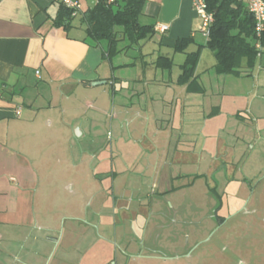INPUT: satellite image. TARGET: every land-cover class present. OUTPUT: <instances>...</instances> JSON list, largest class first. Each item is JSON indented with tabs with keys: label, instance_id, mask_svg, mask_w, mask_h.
<instances>
[{
	"label": "crops",
	"instance_id": "1",
	"mask_svg": "<svg viewBox=\"0 0 264 264\" xmlns=\"http://www.w3.org/2000/svg\"><path fill=\"white\" fill-rule=\"evenodd\" d=\"M79 1L80 11L72 14L70 26L65 28L58 24L60 0H0V264H30L19 258L21 251L36 254L31 243L39 240L40 234L48 237L55 228L36 210L41 199L38 184L50 163L47 159L53 150L69 157L72 137L99 140L105 102L110 105L118 141L131 149L140 146L152 158V172L161 193L172 189L174 179L194 175L187 171L196 166L198 135L203 147L199 152L209 157L204 161L205 172L214 168L224 189L233 185L237 189L238 183L244 187L247 176L264 164V47L251 67L242 58L240 74L219 72L218 60L206 46L208 37L199 31L201 19L192 0H144L141 23L168 25L164 33L153 29L151 37L143 39L155 43L152 51L157 57L153 59L152 53L150 62L141 60L143 65L115 62L112 57L121 50L117 47L118 51L108 53L106 39L107 49L84 30L82 12L96 2L83 6ZM182 37L193 41L185 51L174 50ZM195 50L198 55L191 75L181 81L180 65L186 52ZM176 52L184 54L177 72L173 73L171 66L156 65L159 56L173 61ZM131 66L137 71L119 72ZM157 67L169 69L170 77L166 80L162 71L158 77ZM105 88L111 92L108 98ZM100 89L103 96L97 93ZM100 150L99 146L87 152L93 160L97 156L102 174L112 176L113 196L107 195L114 206L121 207L124 204L118 203L119 194L113 190L127 189L121 181L115 186L117 172L124 168L117 170L112 164L109 172ZM80 151L82 164L86 149ZM214 152L221 155V161L210 160ZM114 154L119 160V148L110 155ZM175 165L184 172H174ZM71 166L79 169L78 162ZM238 169H245L244 174ZM145 170L139 168L141 173ZM131 200L142 204L139 196Z\"/></svg>",
	"mask_w": 264,
	"mask_h": 264
},
{
	"label": "rangeland",
	"instance_id": "2",
	"mask_svg": "<svg viewBox=\"0 0 264 264\" xmlns=\"http://www.w3.org/2000/svg\"><path fill=\"white\" fill-rule=\"evenodd\" d=\"M81 1L83 6L93 2ZM74 22L79 24L77 17ZM100 40L107 49L106 40ZM117 47L121 51L112 57L115 62L143 65L141 60L150 62L156 45L142 40L129 46L126 39H121ZM183 55L182 52L174 54L170 68L173 73L177 72ZM156 57L157 54L153 59ZM135 71L131 66L119 72ZM161 71L167 80L171 75L169 69L157 67L158 77ZM229 86L226 84L225 90ZM105 91L108 98L110 89ZM97 93L104 95L101 89ZM106 104H103L104 121L99 126V140L90 142L89 137L88 140L72 137L69 157L53 150L47 159L50 163L38 184L41 199L36 210L55 228L48 237L40 234L39 240L31 243L36 254L21 251L19 258L30 264H264V164L254 175L247 176L244 187L238 183L237 189L234 185L224 189L214 168L205 172L207 162L204 161L209 157L199 152L203 147L198 135L196 166L191 165L187 171L194 175L174 179L172 189L161 193L152 172V158L142 147L131 149L118 141L109 116L110 105ZM86 111L90 110L86 108ZM118 143L124 145L119 147ZM99 146V156H103L101 161L106 162L109 172L113 170L112 164L117 170L119 166L124 168L121 173L117 172L115 186L121 181L127 189L113 190V194H119L118 203L124 204L121 207L114 206L107 195L113 196L112 176L102 174L96 165L97 156L94 160L89 158L87 149ZM81 148L86 149L82 164ZM118 148L119 160L115 154L110 155ZM215 154L210 160L221 161V155ZM261 159L264 162V152ZM74 162L79 164L76 171L71 166ZM179 166L175 165L172 170L183 173L184 169ZM140 167L147 170L141 173ZM238 170L244 174L245 169ZM95 172H100L97 176L100 180L94 176ZM184 182L188 184L183 185ZM132 196L141 197L142 204L131 200Z\"/></svg>",
	"mask_w": 264,
	"mask_h": 264
},
{
	"label": "trees",
	"instance_id": "3",
	"mask_svg": "<svg viewBox=\"0 0 264 264\" xmlns=\"http://www.w3.org/2000/svg\"><path fill=\"white\" fill-rule=\"evenodd\" d=\"M206 9L212 14L206 46L213 50L218 62L217 71L240 74L241 60L246 58L251 67L261 55L264 47V27L258 34L254 29V19L246 4L241 0H204ZM144 0H114L110 4L97 1L82 12L86 36L94 39H106L108 53L118 51L117 42L126 38L129 46L151 37L153 24L141 23L139 16ZM72 10L61 3L58 24L70 26ZM118 27L121 30H118ZM192 37H182L173 45L174 50L185 51L192 42ZM260 44V48L256 47ZM200 46V45H199ZM198 50L186 52L181 63V81L186 80L194 67ZM156 65L170 68L172 61L166 56H159Z\"/></svg>",
	"mask_w": 264,
	"mask_h": 264
},
{
	"label": "built area",
	"instance_id": "4",
	"mask_svg": "<svg viewBox=\"0 0 264 264\" xmlns=\"http://www.w3.org/2000/svg\"><path fill=\"white\" fill-rule=\"evenodd\" d=\"M61 3L72 10V14L75 15L81 9V3L79 0H60ZM94 2L102 1L105 4H110L114 0H93ZM243 1L254 19V29L259 34L264 27V0H241ZM193 8L197 15L200 17L201 22L199 25V31L206 37L209 35V26L212 22V14L207 11L204 0H192ZM153 29L156 32L164 33L168 29L166 23L157 22L153 25ZM256 47L260 48V44L256 43ZM19 109L16 113H19Z\"/></svg>",
	"mask_w": 264,
	"mask_h": 264
}]
</instances>
